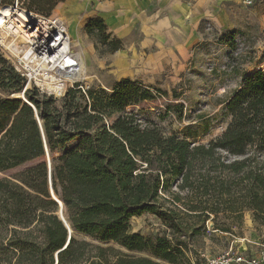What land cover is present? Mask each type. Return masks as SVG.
Wrapping results in <instances>:
<instances>
[{
    "label": "trees",
    "instance_id": "16d2710c",
    "mask_svg": "<svg viewBox=\"0 0 264 264\" xmlns=\"http://www.w3.org/2000/svg\"><path fill=\"white\" fill-rule=\"evenodd\" d=\"M61 1L32 0L30 6L43 11L38 5L45 3L49 12ZM84 31L109 53L121 48L98 16L86 21ZM4 63L0 57V87L23 93L24 101L0 97V172L41 161L15 182L0 179V227H10V237H0V264H55L58 251L56 264H157L75 234L130 252L147 250L175 264L186 248L177 204L205 219L219 212L240 217L247 210L264 228V71L247 76L222 102L230 120L221 135L194 145L155 126L142 127L132 114L107 126L104 119L113 113L152 99L129 80L111 93L74 86L56 99L35 88L23 90V78ZM172 185L186 195L170 192ZM51 191L72 231L64 249L68 229ZM143 214L157 217L168 235L150 241L132 233L130 219Z\"/></svg>",
    "mask_w": 264,
    "mask_h": 264
},
{
    "label": "rangeland",
    "instance_id": "374dc122",
    "mask_svg": "<svg viewBox=\"0 0 264 264\" xmlns=\"http://www.w3.org/2000/svg\"><path fill=\"white\" fill-rule=\"evenodd\" d=\"M14 2L15 0H0V9L4 6H13ZM31 2L32 0H18L21 7L19 9L58 16L64 21L67 31L70 30L68 33H71L70 39L74 42V50L79 53L88 72V75L83 77V83L90 89H101L111 93L118 82H114L112 78L110 53L107 47L97 44L84 31L86 21L94 17L92 0H63L49 12L47 4L40 3L38 6H41L43 11H38L30 6ZM80 2H86L85 6L79 4ZM234 20L235 24L230 29L218 30L204 26L202 41L182 72L165 71L156 78L129 80L133 85L148 90L152 99L113 113L104 119L105 124L108 126L125 115L132 114L140 126H155L165 135L175 134L194 145H206L220 136L230 120L222 109V102L247 76L259 70L264 71V0H251V4L241 0L236 8ZM92 44L93 47L96 45L97 50L95 48L92 50ZM2 50L4 54L0 52V57L5 61L4 66L12 68L10 54ZM1 77L2 74L0 82ZM17 94L19 93H9L7 88L0 87V97L24 101L23 97ZM57 105L59 106L60 102ZM76 141L77 139H74L60 147L53 157L60 156ZM50 159L47 155L44 158L48 165ZM227 159L232 161L235 158ZM40 161L41 159H35L0 172V179L15 182L16 176ZM170 192L180 197L186 195V191L178 190L175 185L171 186ZM163 196L170 199L168 194ZM166 205L172 207L170 204ZM177 207L182 212L181 221L185 234L181 240L186 248H183L182 254L176 257L175 264H206L207 259L217 257L230 248L255 255L264 246V228L253 221L250 211H243L240 217H237V213L219 212L216 215L210 214L208 219H205L204 216L194 215L195 213L180 204H177ZM129 225L132 233H138L150 241L163 234L168 235L164 224L151 214L133 217ZM0 237L9 238L10 227L8 229L0 227ZM167 237L173 243L174 238H170V234ZM75 238L104 248L112 247L133 258H148L157 264H172L154 257L147 250L130 252L111 242H94L82 234H75Z\"/></svg>",
    "mask_w": 264,
    "mask_h": 264
},
{
    "label": "crops",
    "instance_id": "0c3cea01",
    "mask_svg": "<svg viewBox=\"0 0 264 264\" xmlns=\"http://www.w3.org/2000/svg\"><path fill=\"white\" fill-rule=\"evenodd\" d=\"M240 2L92 0V15L100 17L107 32L121 41V48L110 53L114 82L182 72L202 41L203 27L232 28Z\"/></svg>",
    "mask_w": 264,
    "mask_h": 264
},
{
    "label": "built area",
    "instance_id": "2783aa9c",
    "mask_svg": "<svg viewBox=\"0 0 264 264\" xmlns=\"http://www.w3.org/2000/svg\"><path fill=\"white\" fill-rule=\"evenodd\" d=\"M245 2L251 4V0ZM13 6L21 8L18 0ZM26 13L28 19L21 27L24 49L18 52L16 40L11 41L10 50L0 44L1 54H4L2 49L10 54L12 68L24 79L23 90L35 88L39 94L54 98L62 97L67 88L74 86L82 92L88 90L76 68L78 52L70 43L64 21L55 15H43L30 10H26ZM45 45H53L47 53L43 51ZM206 264H264V246L255 255L230 248L217 257L207 259Z\"/></svg>",
    "mask_w": 264,
    "mask_h": 264
},
{
    "label": "bare ground",
    "instance_id": "6f19581e",
    "mask_svg": "<svg viewBox=\"0 0 264 264\" xmlns=\"http://www.w3.org/2000/svg\"><path fill=\"white\" fill-rule=\"evenodd\" d=\"M28 14L26 10H20L18 8H14V6H4L0 9V44L5 47L6 49H11V41L16 40L17 47L19 48L20 52L24 49L25 40L23 35L21 34V27L27 21ZM69 37L70 34L68 33ZM71 40V45H74V42ZM53 45H46L44 46V53H47L51 50ZM46 48V49H45ZM40 49V46H39ZM76 68L80 72L82 79L88 75V72L81 61L78 53L76 55ZM22 96L21 93L17 94V96ZM24 99V98H23Z\"/></svg>",
    "mask_w": 264,
    "mask_h": 264
},
{
    "label": "water",
    "instance_id": "95a60500",
    "mask_svg": "<svg viewBox=\"0 0 264 264\" xmlns=\"http://www.w3.org/2000/svg\"><path fill=\"white\" fill-rule=\"evenodd\" d=\"M21 95H22V97H23V93H21ZM51 195H52L53 199L56 201V203L59 205L58 216H59V218L61 219V221L64 223V225L66 226V228L68 229V238H67V241H66L65 246L63 247V249H64V248L66 247V245L68 244L69 240H70V237H71V233H72V231H71L69 225L67 224L66 220H65L64 217H63V213H62V204H61V202L58 201V200L54 197L52 191H51ZM58 253H59V251L55 253V264L57 263V254H58Z\"/></svg>",
    "mask_w": 264,
    "mask_h": 264
}]
</instances>
